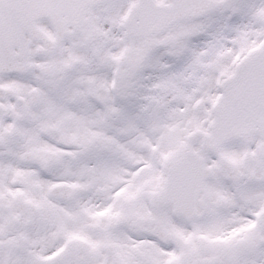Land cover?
Listing matches in <instances>:
<instances>
[{
  "label": "flooded vegetation",
  "instance_id": "flooded-vegetation-1",
  "mask_svg": "<svg viewBox=\"0 0 264 264\" xmlns=\"http://www.w3.org/2000/svg\"><path fill=\"white\" fill-rule=\"evenodd\" d=\"M251 3L252 0H75L74 24L68 26L67 35L61 39L59 32L64 23L56 24L47 16H40L44 10L48 11V3L26 5L16 0H0V12L10 15L11 31H24L26 35L23 47L15 48V53L19 62L28 64L22 73H0V159L13 157L14 148H18V131L8 127L11 120H15L12 125L16 127L24 123L20 116L16 117L17 113L27 114L31 109L46 110L47 106L58 112L61 110L60 104L68 92L63 86L67 89L74 82L68 75L61 77L63 73H60L68 57L70 60L78 56L82 45L87 44L89 49V43L100 37L106 41L107 32L117 31L122 39L115 45H122L124 50L119 60L124 69L138 73L129 75L134 78L131 85H136L144 77V82L149 84L145 91L154 94L155 104L145 112L153 110L155 121L170 125L167 124L170 121L167 114L174 111L185 127L182 135L178 130L180 125L173 124V130L164 142L173 143L177 137H182L190 146L188 150L203 157L206 167L213 173V178L194 203L195 216L187 219L175 215L185 223L187 235L192 238L188 241L187 264H194L197 255L195 243H200V253L204 256L217 250L228 263L245 264V260L250 261L249 258L257 252V242L264 240L258 235L259 232L264 235L262 87L249 105L236 112L230 126L217 134V141L204 143V138L214 134L211 122L222 94V81L234 72L237 63V58L224 56L229 45L233 46L239 40L246 47L251 40L259 39L253 44L256 46L264 38V12L252 9ZM66 17L63 16L64 19ZM0 31L10 29L0 28ZM100 32L101 36L98 35ZM193 41L196 44H192ZM130 49L138 51L144 58L140 64L137 63L141 57L136 58L134 51V55L128 57ZM197 49L202 50V56H196ZM220 50L225 52L221 54ZM20 51L27 52V57L22 58L18 54ZM107 63L105 60L101 70ZM49 64L54 66V75L45 73L44 67ZM116 64L120 66V62ZM97 72L92 67L77 72V81L83 92L93 87ZM121 83V87L127 88L124 82ZM35 90L40 93L38 105L33 104L36 97L32 92ZM72 92L78 93L77 90ZM89 94L93 98L96 96ZM127 98L132 101L131 107L135 112L144 108L146 99L139 93H130ZM66 100L74 103L71 97ZM166 209H170L168 215L174 214V204ZM189 214L193 215L190 209ZM136 217L146 220L142 214ZM106 237L107 231L100 228L94 236L98 244L92 249L87 250L88 246L82 245L75 249L41 252L43 256L24 255L25 258H34L25 263L121 264L114 262L115 256L108 255L111 252L109 247L102 245L108 239ZM49 254L54 256L51 258ZM135 257V260L128 259L127 263L135 264L139 260L136 264H141L144 260L138 253ZM11 263L19 264L20 261Z\"/></svg>",
  "mask_w": 264,
  "mask_h": 264
},
{
  "label": "rangeland",
  "instance_id": "rangeland-1",
  "mask_svg": "<svg viewBox=\"0 0 264 264\" xmlns=\"http://www.w3.org/2000/svg\"><path fill=\"white\" fill-rule=\"evenodd\" d=\"M251 8L258 13L264 12V0H252ZM106 35V41L100 37L96 42L89 43V49L87 44L82 45L78 56L70 60L68 57L64 62L61 77L68 75L74 82L67 89L63 86L68 92L63 104H60L59 112L47 108L49 106L45 107L46 110L31 109L27 114H16V117L20 116L24 120L19 127L12 125L15 120L8 124L9 128L18 131L19 145L14 148L16 152L13 157L0 159V264H12L15 259L20 264H26L25 261L34 258H25L24 255L43 256L44 252L66 249L68 246L75 249L87 245V250L92 249L98 244L92 232L95 224L106 225L109 234L102 245L109 247L111 252L108 255L115 256L114 262L123 264L122 261L136 258L138 253L144 259L141 262L144 264H187L188 241L192 238L187 235L186 225L170 219L166 215L167 210L150 206L156 202L158 189L167 176L166 160L173 161L190 148L180 136L173 143L164 140L173 130V124L180 125L178 130L182 135L185 127L174 111L167 114L170 119L167 124L170 125L155 121L153 110L145 112V109L149 110L155 104L154 94L145 91L149 84L144 82L143 77L139 83L131 85L134 78L129 75L138 73L133 69H124L119 60L124 50L122 45L117 46L115 43L122 39L121 34L109 31ZM258 40H251L248 46ZM229 47L226 52L220 50V53L225 52L227 54L224 56L235 58L237 51L244 49L239 40ZM197 52L196 56H202V50L197 49ZM74 60L80 61L76 69L72 66ZM105 60L109 63L101 70ZM117 62H120V66ZM91 67L98 71L97 77L93 87L83 92L77 81V72ZM112 71L114 75H111ZM34 73H37L36 69ZM119 79L127 88L120 87L118 90L116 83ZM73 90L78 93H73ZM126 91L127 95L139 93L145 98L144 108L135 112L131 107L132 101L125 95ZM89 93L96 94V98H88ZM68 97L75 104L66 100ZM44 136L55 138L56 144L43 146L41 137ZM26 149L34 151L37 157L35 161L20 160L19 154ZM63 153H68V156L65 157ZM109 159L124 160L122 166L128 163V171L133 173V184L126 185L119 194L113 192L121 185L118 177L114 178V173L109 172L107 178L104 174L95 173L97 170L94 168ZM102 165L108 172L107 163ZM115 166L121 167L110 165L109 168ZM147 166L150 167L148 175L140 179V169ZM121 173L125 175L126 170ZM34 179H47L49 182L44 189H34L32 192ZM18 180L19 183L14 185L13 181ZM122 181L126 180L122 178ZM56 183L75 190L76 198L72 201L50 198L47 189ZM92 201H107L109 206L114 204L110 208L113 214L106 211L85 212L84 207ZM48 204H57L56 210L48 208ZM141 214L146 217L145 221L136 217ZM131 217V225L136 224L133 227L129 224ZM142 223L144 226L140 225ZM155 223L171 230L170 243L148 231V226L153 227ZM258 235L264 237L261 232ZM84 239L88 240V244ZM170 244L172 250L169 252L167 248ZM195 245L197 255L194 264H209L210 261L214 262L211 264H227V259L220 256L217 250L211 254L207 252L204 256L200 253V243ZM49 255L53 257V254ZM249 259L245 260V264H264V249Z\"/></svg>",
  "mask_w": 264,
  "mask_h": 264
},
{
  "label": "water",
  "instance_id": "water-1",
  "mask_svg": "<svg viewBox=\"0 0 264 264\" xmlns=\"http://www.w3.org/2000/svg\"><path fill=\"white\" fill-rule=\"evenodd\" d=\"M50 11L52 4H56L58 13L66 11L65 0H48ZM52 16H55L54 9ZM19 35V36H18ZM22 39V33L14 32L0 33V72L6 69H15L18 65L12 63L13 48L19 44ZM7 50V51H6ZM9 54L7 61L4 59V52ZM264 58V45L262 48H257L250 52L248 57L240 65L237 74L225 83V94L219 111L217 112L216 121L213 125V130L217 134L218 131L226 129L230 126L237 110L247 106L257 94L259 87L257 85L264 84V70H260L261 64L255 59ZM12 61V62H11ZM21 70V69H18ZM257 84V85H256ZM264 90V87H262ZM229 107H233L230 109ZM192 153H187L174 166L170 168V173L165 186L158 193V202L165 206L172 201L176 202V209L183 210L187 202L188 195L195 197L201 192L208 178H211V173H203L202 161L193 157ZM73 197V195H71Z\"/></svg>",
  "mask_w": 264,
  "mask_h": 264
},
{
  "label": "bare ground",
  "instance_id": "bare-ground-1",
  "mask_svg": "<svg viewBox=\"0 0 264 264\" xmlns=\"http://www.w3.org/2000/svg\"><path fill=\"white\" fill-rule=\"evenodd\" d=\"M41 142H43L42 143L43 146L50 145V144H52V146H53L55 144L54 143L55 140L53 138H49V137H41ZM54 149L55 148H53V150ZM106 163L108 165V172H106L104 165H102V164H106ZM123 164H124V160L109 159V161L101 163L100 164L101 166L98 164L94 168L95 170H97L95 173H98L99 175L104 174L106 176V178L109 175V172L110 173H114V175H115L114 178L118 177L119 182L121 183V185H119L117 188L113 189V192L115 194L121 193L126 185H131L134 182L133 179H132V177H133L132 171L131 172L128 171L129 170L128 163H127V165L122 166ZM110 165H121V167L115 166L112 169H110L109 168ZM113 170H115V171L113 172ZM122 170H126V174L127 175L126 174L122 175V173H121ZM122 178L125 179L126 181H122ZM48 182L49 181L47 179H43V180L42 179L41 180L40 179H38V180L34 179L33 182H32V187H33V189L34 188L43 189L47 185ZM56 205L57 204H54V205L48 204V208L56 210V207H57ZM109 205L110 204H108L107 201H104V202L92 201L90 204L86 205L83 210L85 212H88V213H97L99 211H106V213H107V212H109L110 208L113 207L114 204H111V206H109ZM171 248H172V245L170 244L169 247L167 248V251L170 252L172 250Z\"/></svg>",
  "mask_w": 264,
  "mask_h": 264
}]
</instances>
